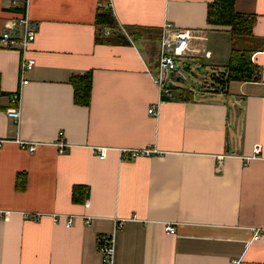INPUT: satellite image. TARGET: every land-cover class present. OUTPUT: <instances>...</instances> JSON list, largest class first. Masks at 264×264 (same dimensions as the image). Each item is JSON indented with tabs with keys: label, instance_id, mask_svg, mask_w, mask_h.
Here are the masks:
<instances>
[{
	"label": "crops",
	"instance_id": "1",
	"mask_svg": "<svg viewBox=\"0 0 264 264\" xmlns=\"http://www.w3.org/2000/svg\"><path fill=\"white\" fill-rule=\"evenodd\" d=\"M213 1L0 0V264H103L99 241L113 233L115 264H264V0H236L255 18L238 38L208 23ZM105 12L119 29L96 42ZM22 17L38 25L36 65L15 125ZM167 24L192 31L187 58L203 72L196 89L177 71L163 99L155 80ZM7 31L15 48L2 45ZM235 50L250 55L248 80H229ZM87 73L88 107L72 83ZM151 148L137 159L119 152Z\"/></svg>",
	"mask_w": 264,
	"mask_h": 264
},
{
	"label": "built area",
	"instance_id": "2",
	"mask_svg": "<svg viewBox=\"0 0 264 264\" xmlns=\"http://www.w3.org/2000/svg\"><path fill=\"white\" fill-rule=\"evenodd\" d=\"M15 2L13 1V4ZM16 27H21L23 30V39L21 41V65H20V87L15 93L12 94L10 98V104L12 105L7 110V115L11 120H13L15 125H19L21 120V101H22V90L25 85L29 83L26 79L27 73L32 71L36 65L34 59L28 56V51L33 43L36 41L38 25L26 17L19 19V22L16 24ZM16 28V29H17ZM126 34V31L121 28ZM112 33L111 28H105V35L109 36ZM195 38L192 31L185 30L181 28L174 27L172 24H167L163 28L161 42H160V51L158 59V73L156 77V84L159 88L163 99H170L172 97L171 91L172 86L174 85V75L179 71L180 66L177 64L176 59L178 58H187L192 56L194 53L193 50H190L189 42ZM130 39V38H129ZM131 40V39H130ZM1 42L5 48H15L17 45V40L13 36L12 31H7L1 37ZM209 55V54H208ZM149 114L157 115V112L153 107L149 109ZM63 133H61V136ZM21 147L30 153H35L37 150V144L29 142H21ZM69 147L66 142L61 141L58 144L60 152H64L65 149ZM98 157L102 160L106 159L109 154L108 148H97L95 150ZM122 155H130L132 159H137L141 156H151L156 154L158 151L156 149H143V150H120ZM261 152V147L257 146L255 153L259 154ZM220 159H223L221 156ZM40 215H37L38 219ZM123 221H121V224ZM164 231L168 234H175L176 228L172 224L164 225ZM262 232L257 229L254 232L253 240L257 241L260 239ZM99 253L101 255L103 264H115V233L112 235L105 236L99 241ZM235 264H240L235 262Z\"/></svg>",
	"mask_w": 264,
	"mask_h": 264
},
{
	"label": "trees",
	"instance_id": "3",
	"mask_svg": "<svg viewBox=\"0 0 264 264\" xmlns=\"http://www.w3.org/2000/svg\"><path fill=\"white\" fill-rule=\"evenodd\" d=\"M236 0H214L208 7V23L217 26H228L231 27L233 37H248L252 34V29L255 23V18L247 15L237 13L235 10ZM111 28V35H116V31L119 29L117 23H112L109 13H103L97 17V35L96 42L109 43L110 39L104 37V28ZM121 42L129 44V40L126 36L120 35ZM249 53H241L239 51H233L232 54V68L230 72V81H244L251 78L247 64ZM239 62V63H238ZM243 65L244 67H239ZM243 71L242 74H239ZM72 83L75 90V102L79 105L89 106L91 102L92 94V76L91 73H87L81 77H73ZM1 95V91H0ZM22 180V182H21ZM26 186L25 176L22 174L18 175L17 178V189L24 190ZM73 195L76 194V189L73 190Z\"/></svg>",
	"mask_w": 264,
	"mask_h": 264
},
{
	"label": "rangeland",
	"instance_id": "4",
	"mask_svg": "<svg viewBox=\"0 0 264 264\" xmlns=\"http://www.w3.org/2000/svg\"><path fill=\"white\" fill-rule=\"evenodd\" d=\"M176 62L180 66L179 72L186 79L184 85L196 89L201 88L203 69L197 67L198 61L193 58H180L176 59ZM185 67L189 68L188 71L183 70Z\"/></svg>",
	"mask_w": 264,
	"mask_h": 264
},
{
	"label": "water",
	"instance_id": "5",
	"mask_svg": "<svg viewBox=\"0 0 264 264\" xmlns=\"http://www.w3.org/2000/svg\"><path fill=\"white\" fill-rule=\"evenodd\" d=\"M186 70V69H185ZM187 71V70H186ZM174 73L171 74V76H173ZM181 80L185 83V79L181 78Z\"/></svg>",
	"mask_w": 264,
	"mask_h": 264
}]
</instances>
